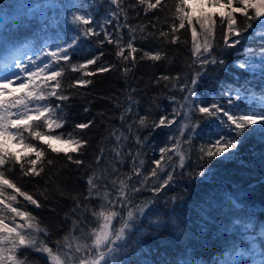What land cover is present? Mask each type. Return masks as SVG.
Returning <instances> with one entry per match:
<instances>
[{
  "label": "snow or ice",
  "instance_id": "snow-or-ice-1",
  "mask_svg": "<svg viewBox=\"0 0 264 264\" xmlns=\"http://www.w3.org/2000/svg\"><path fill=\"white\" fill-rule=\"evenodd\" d=\"M103 2L105 0H93L92 4L85 0H8L6 3L0 0V264H26V257L24 260L17 257L20 249L44 254L49 264H133L134 257L144 251L142 238L150 234L149 228L156 232L167 228L173 232L177 243L184 245L175 260L167 264H264V221L258 219L257 208L247 204L242 193L224 191L219 198L216 193H209L197 206L200 235L211 231L213 239L218 241L219 250L211 257L197 256V249L188 246L193 234L189 231L187 217L180 216L175 209L165 212L159 207L162 199L166 206L182 199L177 195L167 196V189L184 178V170L194 151L200 170L187 172L190 182L196 177L208 179L213 173L209 165L218 159H234L239 145L246 139L252 137L264 143V0H237L238 7H232L234 0H226V3L207 0V7L225 9L218 14L219 26H226L223 47L215 42L217 14L203 12L204 0H197L201 12L195 16L188 0H178L175 4L178 26H171V36L161 31L159 37L148 32L147 25L135 28L127 24L124 0H107L108 9L97 19L99 5ZM137 6H146V13L167 7L164 0H136V4L128 5ZM121 13L125 16L124 24L119 23ZM236 13L245 18L242 26ZM114 20L117 22L115 38L108 30ZM186 25L193 37L194 59L186 65L183 75H162L156 80L157 84L169 82L170 92L182 94L180 98L167 97L175 105L172 118L163 115L156 122L139 116L134 111L138 107V101L132 96L135 89L128 93V104L120 116L124 130L112 129L110 133L115 144L109 150L110 158H105L108 167H99L105 156V149L101 148L95 158L97 168L92 169L87 179V194L72 197L75 207L70 210L71 214H65V219H71V230L55 242L54 250L47 242L49 229L41 227L30 212L16 206L20 204L18 197L36 208L43 205L8 176L17 165L21 177L42 176L45 150L32 143L33 140L47 144L53 153H63L77 168L85 164L79 156L85 154L90 141L79 132L89 129L94 122L77 123L73 132L59 135L51 130L60 129L66 123L65 102L70 99L65 94L67 89L87 86L92 81L84 77L114 70L116 65H102L92 72L89 66L97 64L103 52L82 63H71L72 55L78 48L86 50L85 42L103 33L104 39L97 43L102 47L106 41L116 46L115 56L124 65L123 75L127 76L137 64L135 53L140 51L135 46L137 40L162 37L163 43L178 44L181 41L176 33ZM197 25L202 43L197 41ZM122 27L129 29L126 45L122 43ZM231 37L237 39L230 41ZM257 39L260 47L246 46L234 53L239 59L233 67L248 73L249 79L241 82L237 75L235 83H225L209 72L210 66H219L217 71H227L225 51L242 41L247 44ZM141 59L173 63L162 48L143 51ZM68 70L82 75L65 87ZM204 78L216 84L214 92L197 93ZM257 78L260 84L253 82ZM53 98L59 103H53ZM129 114L132 122L126 123ZM174 124L176 127L172 129ZM41 128L49 130L47 138ZM145 128L171 130L168 143L159 147V158L151 161L153 166L148 171H145L143 149L152 133L142 138L140 132ZM197 138L202 141L198 148L193 144ZM51 140L67 147H54L49 143ZM133 141L135 150L128 147ZM10 142L19 145V151H13ZM32 155L35 158H30ZM128 159L132 161L130 172L122 173L116 165L122 166ZM46 163L53 165L54 161L47 159ZM144 192L151 195L138 199ZM94 200L99 201L98 205L93 206ZM259 211L264 212V207ZM5 214L11 217V226L5 222ZM17 218L21 222L17 223ZM41 233L45 239H40Z\"/></svg>",
  "mask_w": 264,
  "mask_h": 264
},
{
  "label": "trees",
  "instance_id": "trees-1",
  "mask_svg": "<svg viewBox=\"0 0 264 264\" xmlns=\"http://www.w3.org/2000/svg\"><path fill=\"white\" fill-rule=\"evenodd\" d=\"M7 3L8 0H5ZM93 0H85V3L92 4ZM155 2V0H153ZM178 0H164L167 5L163 10L157 8L147 13L144 11L146 6H137L135 8L128 7L129 4H136V0H124L123 7L127 11V24L138 28L139 26L147 25V31L154 34L155 37L160 36V32H169L171 36V26L179 21L175 19V4ZM226 3V0H222ZM189 9H192V14L199 15L201 8L197 0H188ZM237 0H234L232 7H238ZM109 4L107 0L99 5V11L96 18L100 19L108 9ZM115 9V6H112ZM225 10L222 8V11ZM203 12L215 13L218 27L215 32V42L220 47H223V35L226 28L219 26V16L221 12L217 7H207V0H204ZM238 23L243 25L245 18L239 13L235 14ZM159 18V19H157ZM116 21L108 25V30L113 32L115 38ZM119 23H125V16L120 14ZM155 25V27H153ZM120 32L123 34L122 43L126 45L129 39V29L122 27ZM197 41L202 43L203 37L199 35V27L197 25ZM251 32V30H249ZM249 33H245L248 35ZM176 35L180 37V43L171 44L163 43L164 38L149 39L147 41L137 40L135 46L140 49L135 53L137 64L135 68L127 75H123L124 65L119 62L115 56L116 46L109 44L106 41L101 47L97 41L103 40L104 36L101 33L98 37H91L85 42L86 50L77 49L72 55L71 63H82L86 59L92 58L93 55H98L103 52L104 55L95 65L89 66V71L95 72L99 66H107L115 64L116 68L104 73H97L90 77L91 84L87 86H77L76 88L67 89L65 94L70 96V99L65 102L66 123L60 129H53L55 134L69 133L74 131V126L77 123H87L92 120L94 123L89 129L79 132L85 139L90 141V145L80 159L85 161L84 165L77 168L76 165L71 164L63 153H53L41 141L33 140L39 148L45 150V171L41 177H21L19 165H17L9 179L19 182L23 190L33 194L35 199H38L43 205L41 208H36L22 197H18L20 201L18 207L22 210L30 212L40 226L48 228L51 233L47 238L50 247L55 250V242L62 240L63 237L71 230V219H65V214L70 213V210L75 207V202L72 197L87 194V179L91 175L92 169L97 168L95 158L100 155V149H105V156L101 158L99 167H108L105 164V158L108 157L109 150L115 144L114 138H110L112 129L124 130L121 124V112L128 104V93L135 89L132 93L133 98L138 101V107L134 111L138 112L139 116H147L149 121L158 122L163 115H168L171 119L172 108L175 106L167 97L176 95L178 98L182 94L178 91L170 92V83L160 81L158 84L156 80L162 75L175 76L177 73L183 75L186 65L191 63L194 59L192 56L193 37L191 29L186 25L184 29H180ZM169 36V38H170ZM237 37H231V40ZM260 47L259 40L250 41L247 44L242 41L241 44L236 45L235 48H228L224 53L227 71L219 70V66H210L209 72L215 75L220 81L225 83H235L234 76H239L240 81L243 82L249 79V74L243 70L233 67L239 57L234 53L242 50L244 47ZM157 48H162L166 51L167 57L173 61L168 63L167 60L153 62L148 59H141L143 51H154ZM128 50H125V55ZM64 62L61 61V64ZM130 66V65H129ZM82 75L81 72L66 71L64 78L65 87L69 82L75 81ZM256 84L261 82L257 78L253 81ZM16 83H19L17 81ZM169 86L166 87L165 85ZM216 84L210 79H202L200 85L197 87V93L203 94L209 91H215ZM210 102V97H209ZM53 103H59L53 98ZM117 105H120L119 107ZM89 109L87 112L85 109ZM103 113V115H100ZM132 122V116L129 114L126 123ZM180 120L177 119V124ZM176 125H172L175 129ZM203 128L204 125L202 124ZM45 133V138L49 132L46 128L39 129ZM199 131V129H198ZM152 133L149 136V133ZM171 130L167 128H158L153 131L151 128H145L140 132L141 137L149 136L148 144L144 147L143 152L146 165L145 171H148L153 165L151 161L159 158V147H163L168 143V136ZM178 135V133H177ZM54 147L52 140L49 141ZM202 141L197 138L193 141L195 147H199ZM9 147L13 151H19V145L10 142ZM129 148L135 150L134 141L129 143ZM59 148V147H57ZM155 148V151L153 150ZM69 155H76L69 153ZM30 158H35L32 155ZM52 159L53 165H47L46 160ZM197 158L195 151L192 153V160L188 162L184 178L178 179L175 186H170L167 189V196H180L182 199L177 200L174 204L165 205L164 200L160 201L159 207L162 211L175 212L182 217H187L190 222L189 231L193 234V238L188 241V246L197 249V256L211 257L214 252L218 251V241L213 239L212 232L209 231L204 235L199 233V225L197 221L200 219L198 205L204 202L209 193H216L217 198L219 194L227 191L232 193H242L247 204L257 208V217L264 221V212L259 211L260 207H264V143L258 142L255 138H248L241 143L236 151V156L232 160L224 161L223 159L214 160L209 167L213 170L212 175L208 179L196 177L194 181H189L187 172L199 171L197 167ZM40 162H38L39 164ZM92 168H89V165ZM131 159H128L124 165H116L120 168L122 173L130 172ZM113 177H110V179ZM47 181V182H46ZM64 193L63 195L61 193ZM43 193V195H41ZM151 193H141L138 199H143L150 196ZM163 195V194H162ZM45 196L47 199H45ZM83 198L82 195L80 197ZM93 206L98 205L99 201H92ZM5 222L11 226V217L5 214ZM16 222H21L19 218ZM145 221V225H146ZM148 235L142 238L144 251L138 257H134L133 264H167L170 260H175L178 252L183 251L184 245L177 243L173 232L167 228L156 232L149 228ZM40 239H45L44 234L41 233ZM18 259L24 260L27 258L26 264H49L44 257V254L37 253L31 249H20L17 253Z\"/></svg>",
  "mask_w": 264,
  "mask_h": 264
},
{
  "label": "rangeland",
  "instance_id": "rangeland-1",
  "mask_svg": "<svg viewBox=\"0 0 264 264\" xmlns=\"http://www.w3.org/2000/svg\"><path fill=\"white\" fill-rule=\"evenodd\" d=\"M217 8H218L219 10L222 11V8H220V7H217ZM223 11H224V10H223ZM17 84H18V83H17ZM14 86H15V85H14ZM52 142H53V144H54L55 146H57V147H59V148H61V147L66 148V147H67L66 145L60 143L59 141L52 140Z\"/></svg>",
  "mask_w": 264,
  "mask_h": 264
}]
</instances>
